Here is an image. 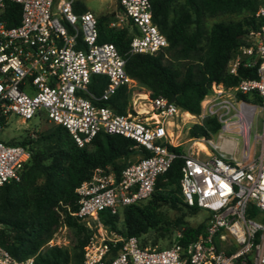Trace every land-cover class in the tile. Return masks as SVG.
Wrapping results in <instances>:
<instances>
[{
  "label": "built area",
  "instance_id": "2783aa9c",
  "mask_svg": "<svg viewBox=\"0 0 264 264\" xmlns=\"http://www.w3.org/2000/svg\"><path fill=\"white\" fill-rule=\"evenodd\" d=\"M117 1L131 25L123 53L114 42L98 39V15L89 8L74 10V0H0V129L11 115L23 121L44 115L66 127L80 146L98 133L134 141L136 158L119 173L109 164L95 166L75 188L77 207L69 213L97 228L83 246V264H264V0L255 11L260 28L247 34L251 38L226 63L230 75H237L239 66H256V76L231 85L213 80L198 113L167 96H152L147 88L137 90L143 86L127 72L126 55L156 53L168 41L152 19L150 0ZM13 3L19 4V18L10 24ZM96 74L106 78L99 94L90 88ZM120 88L129 94L125 112L100 102ZM258 108L262 129L253 131L251 141ZM207 116L219 127L209 136L187 138H200L205 150L171 148L180 145L186 122L201 123ZM178 156L181 199L206 211L195 238L182 243L178 231L169 245L154 246L103 225L104 210L120 213L149 198L158 176ZM29 157L28 144L0 139V185L19 180ZM59 225L67 227L62 212ZM56 235L44 245H61ZM33 259H18L0 244V264Z\"/></svg>",
  "mask_w": 264,
  "mask_h": 264
},
{
  "label": "trees",
  "instance_id": "16d2710c",
  "mask_svg": "<svg viewBox=\"0 0 264 264\" xmlns=\"http://www.w3.org/2000/svg\"><path fill=\"white\" fill-rule=\"evenodd\" d=\"M150 2L152 19L166 36L168 44L156 53L127 54L126 70L149 89L152 96H173L177 105L191 113H198L200 100L213 80L231 85L242 77L256 76V66H239L238 74L230 75L226 71V63L240 45V38L260 28L262 19L255 16L261 3L259 0ZM11 5L15 9V16L14 20L8 21L10 24L19 18V4ZM73 7L76 11L86 9L85 4L78 0H74ZM240 11L248 13L238 19L215 20L209 29L204 27L206 16ZM106 21L104 16H98V39L110 40L122 53L125 52L129 47L131 32L124 38L121 33H108L105 30ZM180 60L186 62L180 64ZM105 81V76L93 75L91 90L99 94ZM128 99L129 94L120 88L100 102L111 105L116 112H125ZM219 125L213 116H207L201 123H193L188 133L193 137L209 136ZM43 136L53 142L48 154L34 151L27 141H11L28 144L30 157L19 180L0 185V244L18 259L34 255L32 264H83V246L92 229L69 213V210L77 207L75 188L89 177L91 168L95 166L109 164L119 173L133 160L137 148L131 138L108 133H98L89 143L80 146L66 127L56 123ZM171 148L183 151L181 146ZM182 161L179 156L173 159L170 167L158 176L149 198L125 205L120 213L104 210L101 213L103 225L124 236L136 235L140 238L149 229H167L186 224L181 228L180 241L186 243L195 238L203 228V219L197 225H188L182 218L169 221L159 210L163 204L188 213L198 210L196 205L186 204L179 195ZM56 206L61 207L63 220L77 234L71 250L57 244L44 245L52 236L54 226L60 222ZM119 215L123 218V227L117 225ZM118 245L120 242L112 249Z\"/></svg>",
  "mask_w": 264,
  "mask_h": 264
},
{
  "label": "rangeland",
  "instance_id": "374dc122",
  "mask_svg": "<svg viewBox=\"0 0 264 264\" xmlns=\"http://www.w3.org/2000/svg\"><path fill=\"white\" fill-rule=\"evenodd\" d=\"M85 4L86 8L91 9L96 15L104 16L106 21L105 30L108 33H121L124 37L128 36L131 31V25L127 21V18L124 17L122 7L117 0H78ZM262 0H259L261 2ZM246 11L232 12V13H220L214 16H206L204 18V27L209 29L211 23L219 19H238L247 14ZM108 22H113L111 26H108ZM251 38V35L242 36L240 38V44H245L248 39ZM204 40L201 41L203 43ZM239 45L237 46L238 49ZM236 49V51H237ZM180 64H184L186 60L178 61ZM145 86L137 88V90H144ZM263 112L261 109H257L253 118V129L251 133V141H253V131H261ZM54 122L46 120L44 115L39 116L35 115L25 121H23L17 115H11L8 122L5 126L0 129V139L11 142L24 140L27 141L29 146L34 151H44L46 154L51 150L53 142L49 138H45L43 135L51 131ZM192 125L191 122H186L183 126V129L180 133V145L182 150L191 151L195 150L196 145L193 144V140L187 139L190 135L188 133L187 126ZM199 139V138H196ZM195 139V140H196ZM193 142V143H192ZM200 157H204L203 152H199ZM136 158V157H134ZM146 202V201H145ZM144 203V202H143ZM57 212L61 211L60 206L55 207ZM160 213L169 221L177 218H182L188 225H197L202 221L205 214V209L198 207V210L194 213H188L181 210L174 209L167 204L160 205ZM117 225L123 227V218L119 215L117 219ZM186 225L182 224L179 227H169L167 229H149L145 233L140 235V240L147 245L151 244L154 246H165L169 245L173 240L175 234L178 231H181V228ZM90 228V227H89ZM92 232H97V228L93 227ZM56 231V237L59 239L60 244L73 249L74 244L76 243L77 234L73 227L67 225H59V222L54 226L53 232ZM53 234V233H52Z\"/></svg>",
  "mask_w": 264,
  "mask_h": 264
},
{
  "label": "bare ground",
  "instance_id": "6f19581e",
  "mask_svg": "<svg viewBox=\"0 0 264 264\" xmlns=\"http://www.w3.org/2000/svg\"><path fill=\"white\" fill-rule=\"evenodd\" d=\"M194 144L196 145L198 150H205L207 148L205 143L200 138L194 140Z\"/></svg>",
  "mask_w": 264,
  "mask_h": 264
},
{
  "label": "water",
  "instance_id": "95a60500",
  "mask_svg": "<svg viewBox=\"0 0 264 264\" xmlns=\"http://www.w3.org/2000/svg\"><path fill=\"white\" fill-rule=\"evenodd\" d=\"M171 100H174V99H173V96L171 97Z\"/></svg>",
  "mask_w": 264,
  "mask_h": 264
}]
</instances>
